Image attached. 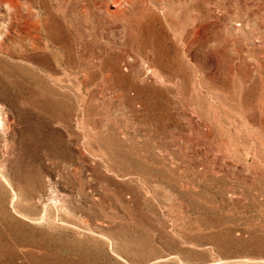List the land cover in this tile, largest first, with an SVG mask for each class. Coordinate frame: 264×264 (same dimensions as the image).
I'll return each instance as SVG.
<instances>
[{
    "label": "rangeland",
    "instance_id": "1",
    "mask_svg": "<svg viewBox=\"0 0 264 264\" xmlns=\"http://www.w3.org/2000/svg\"><path fill=\"white\" fill-rule=\"evenodd\" d=\"M82 4L73 70L7 24L0 264H264V0L169 2L168 61Z\"/></svg>",
    "mask_w": 264,
    "mask_h": 264
},
{
    "label": "bare ground",
    "instance_id": "2",
    "mask_svg": "<svg viewBox=\"0 0 264 264\" xmlns=\"http://www.w3.org/2000/svg\"><path fill=\"white\" fill-rule=\"evenodd\" d=\"M159 1L161 6L158 4ZM171 1L174 2V0H65L60 3L52 0H1L5 8L1 13L6 19L0 26V50L6 48L5 39L7 34H11V27L7 28V24L11 26V21H14L16 24L14 31L17 35L12 36L20 44L23 54L19 57L39 67H45L44 64H48L45 55L55 47L63 51L65 60L63 71L66 67L73 70L76 65L75 49L78 48L72 37L73 24L66 14V6L77 2L83 3L82 12L86 14L90 12L94 16L100 31L109 25L136 29L140 36L137 37L140 39L138 41L140 53L146 56L154 53L160 57H167L168 61L170 40L163 30L161 17L163 14L166 24L171 23L164 11ZM59 68L61 69V65ZM109 68L124 78V73H120L117 63H110ZM78 84L73 72L69 80L60 77L59 87L65 94L69 91L76 93ZM63 106L66 111H72L69 104L65 103ZM8 119L4 107L0 105V121L3 123Z\"/></svg>",
    "mask_w": 264,
    "mask_h": 264
}]
</instances>
